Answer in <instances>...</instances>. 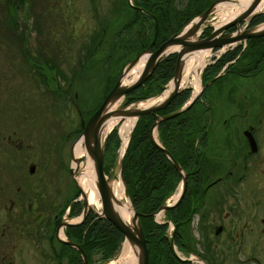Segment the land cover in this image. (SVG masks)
<instances>
[{
    "label": "flooded vegetation",
    "instance_id": "flooded-vegetation-1",
    "mask_svg": "<svg viewBox=\"0 0 264 264\" xmlns=\"http://www.w3.org/2000/svg\"><path fill=\"white\" fill-rule=\"evenodd\" d=\"M82 1H85V11L94 10L92 0ZM213 1L137 0L135 6L138 20L134 25L136 36L130 46L123 44L121 49L126 51V48L136 47L138 51H135L138 53L146 48L153 35L154 21L156 35L150 50L155 49L173 32L186 26L193 16L207 9ZM75 2L77 1L60 0L59 7L62 8L63 4L71 6ZM214 8L215 6L210 8L209 16L199 25L198 30L201 31L197 39L207 37L216 28H221L217 34L220 37L240 33V30L250 34L263 30L259 25L264 23V9L251 11L242 21L231 23L238 12L219 26H213L209 20ZM125 11L127 12V7ZM78 15L81 17L80 22L92 30L83 32L82 45L74 49H79L82 53L76 57L78 68L75 77L79 80L83 72L91 71L95 65V45L91 44L90 38L96 29L94 22L90 20L94 16L87 19L89 22H84L83 13ZM103 19L105 28L113 26L111 17L104 16ZM69 24L72 25V22ZM122 26L124 28L125 23ZM72 28L73 30H66L64 27L63 30L73 36L75 29ZM210 52L214 57L203 66L199 88L193 92L192 101L186 108L190 120L200 111L198 116L202 123L196 125L189 122L183 126L175 123L173 127L175 136H171L169 153L184 174L185 184L180 200L167 209L168 218L165 223L175 225L173 247L189 253L192 250L184 242L196 241L202 264H228L226 258H231L232 264H264V33L211 47ZM172 54L176 59V52L168 55ZM225 57H228V60L222 63L216 72H205L217 60ZM92 75L88 76L87 73L88 77ZM183 89L188 90V99L192 94L191 89L189 86H184L181 90ZM219 95L223 100V116L216 122L212 119V111L220 104L211 99ZM199 103L204 104L207 109L203 110ZM224 113L227 116L229 114V117L224 116ZM82 122L83 116L80 125ZM179 128H186L188 135L186 136L185 132L177 133L176 129ZM157 136L155 131V137L159 140L160 137ZM177 137L185 139L183 147L176 142ZM5 159L9 160L8 155ZM173 169L179 175L176 176L177 180L168 197L174 192L179 193L182 188L180 172L174 167ZM69 195L65 215H69L72 203L80 202L76 188ZM56 202L53 198L47 199L39 188L33 190L26 176L21 177L18 183L15 182V175L3 180L0 178V264H83L78 250L59 239L77 243L86 256L87 264H93L91 256L94 249L89 248L86 255L80 245L81 241L78 243L75 240L69 228L82 225L83 235L86 230L84 220L92 214V222L96 217L94 211L88 209L80 224L61 227V230L64 228L61 238L57 229L63 220ZM47 204L54 206L55 210L49 218L44 217L48 222L38 221V224L32 226V219L47 208ZM34 208L36 211L32 213ZM174 253L176 254L175 250ZM75 255L77 260L73 259ZM173 256L176 257L174 254Z\"/></svg>",
    "mask_w": 264,
    "mask_h": 264
},
{
    "label": "rangeland",
    "instance_id": "rangeland-1",
    "mask_svg": "<svg viewBox=\"0 0 264 264\" xmlns=\"http://www.w3.org/2000/svg\"><path fill=\"white\" fill-rule=\"evenodd\" d=\"M76 1L71 6L63 4L60 8V0H0V178L3 180L6 177L15 175V182L18 183L21 177L26 176L30 180L31 188L33 190L39 188L47 199L57 200V204H55L60 210L65 204V200L70 198V192L76 188L68 172V167L70 165L72 144L78 139V134L81 131V117L83 116V119H86L88 113L100 102L104 88L113 85L124 65L136 58L138 54H144L143 51L146 49H141L138 53H136L138 51L136 47L135 49L126 48V51L121 49L123 44L130 46L132 39L136 36L135 26L130 29L126 27L127 20L131 17L130 12L125 11L126 0H92L91 5L94 9L92 12L84 10L85 1ZM130 2L132 3V0ZM120 11H125V13ZM80 12L83 13L82 16L85 18H83L84 22H89L87 19L94 16L90 20L92 23L94 22L96 30L90 40L91 44H96H94L95 65L92 66L91 71L87 72L88 76L89 74L93 75L88 77L87 73L83 72V76L81 75L78 80V77H75L78 68L76 57L82 55V53L79 49L77 51L74 49L82 45L83 32L86 30L92 31L91 28H86L80 22L81 17L78 15ZM104 16L113 19L111 20L113 22L112 27L105 28L103 25ZM70 22H72V25L69 24ZM262 25L260 24L259 27ZM64 27L66 30H73L72 27H74L75 35H68V32L63 30ZM198 35L199 33L195 32L192 36L197 39ZM109 37L111 38L109 39ZM71 39H73L72 42ZM236 41H241V39ZM211 54L210 52V56L206 58L200 69L199 79L203 66L214 57ZM91 62H93V58ZM168 83L169 81L161 86L163 90L166 89ZM181 86H189L192 94L172 112L189 104L192 100V87L189 84L185 85V83ZM150 97L146 96L128 104L124 103L123 97H119L117 100L115 99L117 101L115 110L127 109L128 106ZM211 101L220 104L212 111V119L219 122L223 116L221 113L223 100L219 95L213 97ZM199 105L203 110L207 109L204 104L199 103ZM172 112L155 113L157 116L154 115V120ZM200 114L201 112L197 111L190 123L201 124V118L198 116ZM224 116H227V114L224 113ZM128 117L130 116L119 117V123L116 122L111 126L115 129L117 138L120 137L121 124ZM227 117H229V114ZM152 122L148 127V137ZM208 122H210L209 119ZM159 123L157 122V125ZM174 124L175 122L170 125V128L173 129ZM157 125L152 128V130L154 129L153 137L156 131L159 138L160 128ZM191 129L193 131V126H191ZM185 135H188L187 132H185ZM157 142L162 146L159 140ZM117 150H119V147L114 151V157L107 159L108 171H103V173L107 178V183L114 180L121 181L124 192L126 189L125 182L123 183L120 176L122 163L121 161L118 162L124 154L120 155L122 152ZM7 155L9 160L5 159ZM78 158L80 161L82 160L80 157ZM133 160L128 162L127 165L130 174V176H127V181L132 179L131 186L134 188L137 183L136 179L139 176V169H136L137 166L131 163ZM30 164H34L32 173L27 172ZM132 166H134L133 170L131 169ZM24 184L25 182L22 183V186ZM175 193L168 198L169 201L167 202L172 201ZM125 196L131 203L129 196ZM97 200L99 201L98 196ZM53 208L54 206L47 204V208H44L35 219H32V226L39 222H48L44 217L48 216L49 218L52 211H55ZM97 208H94L93 211L98 212L100 209ZM35 211L36 208L33 209L32 213ZM66 211L67 208L61 213L63 221L70 222L76 218V216L69 217V215H65ZM166 218V213L160 212L153 217V221L156 220L157 223L166 225L163 230H156L155 233L163 231L161 235L167 237L169 245L171 225L166 224L165 221L161 223ZM63 230L64 228H62ZM60 237L63 238V235ZM123 238L122 235V239L110 256L106 257L102 252L93 251L92 263L108 264L110 260L115 259L122 250ZM150 240L146 248V264L148 262L150 264L161 263L160 258H157L159 250L151 237ZM195 242L192 240L184 242L192 250L189 253L185 250H179L175 246L173 247L181 261L182 259H188L187 264H202L201 253ZM73 259L77 260V256L75 255ZM225 261L232 264L231 258H226Z\"/></svg>",
    "mask_w": 264,
    "mask_h": 264
},
{
    "label": "trees",
    "instance_id": "trees-1",
    "mask_svg": "<svg viewBox=\"0 0 264 264\" xmlns=\"http://www.w3.org/2000/svg\"><path fill=\"white\" fill-rule=\"evenodd\" d=\"M133 4L136 5L137 0H133ZM126 7L131 15L127 20L126 27L130 28L134 26L138 20V11L128 5ZM186 19H188V17ZM226 60H228V57L220 58L210 69H206L205 72H216ZM174 61L175 57L173 54L164 57L154 67L152 73L144 83L137 88L130 90L126 95L131 98V101H136L146 96L159 93L162 89L161 86L172 76ZM108 88L105 89V92ZM187 95V89L181 90L171 99L165 108L157 110L156 113L161 114L174 111L185 101ZM94 109L95 107L91 111ZM188 114V110L185 109L176 116L161 121L158 124V127L160 128L159 141L168 152L171 145L169 138L175 136L170 125L174 122L176 124H181L182 126L185 123H189L191 120L189 119ZM202 117L203 120H205V115ZM153 120L154 114L151 113L138 117L131 131L126 152L121 160L122 166L120 176L123 179V183L125 182L127 195L130 198L134 210L140 215L139 221L146 239V248L147 244L151 241V237L153 239L152 241L155 242L154 244H156V248L159 250L157 258H160L161 263L158 262L156 264H187L185 261L178 260L173 256L167 242V237L161 235L163 231L161 233H155L156 230H163L166 225L153 221V213L159 209L165 199L169 196L173 184L177 180L176 176L179 174L178 172H175L172 163L152 144L148 137V127ZM186 130V128H179L176 129V132L183 133ZM178 136L182 135L178 134ZM184 141L185 139L183 137L176 138V142L182 147L184 146ZM118 145L119 138L116 136L115 129L112 128L106 135L103 146L102 169L104 172L108 171V166H106L107 159L114 157V151L117 149ZM127 157L128 160L126 161ZM134 158L135 160H133ZM131 160H133L131 163L137 166L135 168L139 169V176L138 179H136L137 183L134 188L131 186L132 179L127 181V176H130L127 165ZM131 169L133 170L134 166H132ZM75 195L76 193L74 196ZM65 201L66 202L60 211H63L64 207L67 205V200ZM80 209V202L72 203L68 214L76 215ZM164 213H166L168 218V210H165ZM92 216V214H89L84 220L83 225L86 230L83 235L81 234L82 225L68 227L69 231L72 232L73 237L78 243L81 241L80 245L84 248L86 255H88V250L91 248L96 252H102L106 257L110 256L122 239V234L104 218L95 217V219L90 222ZM148 264L150 263L148 262Z\"/></svg>",
    "mask_w": 264,
    "mask_h": 264
},
{
    "label": "water",
    "instance_id": "water-1",
    "mask_svg": "<svg viewBox=\"0 0 264 264\" xmlns=\"http://www.w3.org/2000/svg\"><path fill=\"white\" fill-rule=\"evenodd\" d=\"M228 2L232 0H214L210 6L202 11L200 14L196 15L195 17L192 18V20L186 24L183 28L178 30L177 32H173L165 41L160 43L158 47L152 51H150V47L152 42L154 41V37L156 35V24L155 21L153 23V35L146 46V49L143 51L146 54V59L143 64L142 69L138 73V75L128 84H121V76L124 73V71L128 70L130 67H132L135 62L137 61L139 55L138 54L136 58L130 60L128 63L124 65L122 68L117 80L114 82L112 87L108 90V92L104 95L102 98L101 102L99 105L95 108V110L86 118L84 122H82V130L81 133L78 136V139L80 138L83 147L86 151V153L91 157L92 160V171L94 174V184H95V191L98 195L99 198V203H100V211L95 212L97 216L103 217L107 219L109 222H111L115 228H117L123 235V240L125 243H127L131 248L135 249V253L138 257L137 264H146L147 263V249H146V244H145V239L143 236L142 228L140 225V222L138 220V213L134 210L133 206L131 205V208L133 209V217L132 220H135L137 222V227L135 229V234L131 232V229L123 222L121 218L116 215V212L113 208V205L111 203V197L109 193V189L107 186V178L105 177L103 171H102V161H103V146L105 142V137L107 134V131L100 135V128L102 127L103 121L106 118L112 117L113 115H118L119 117L123 116H133L134 117V122L131 126H134V123L136 119L140 115L144 114H149V113H155L156 110L162 109L165 107L171 98L176 95V93L180 90L179 89V64H180V59L183 54L187 52H192L196 50H201L205 48H211L215 46H219L222 44L230 43L232 41H236L242 38L250 37V36H258L264 33V24H263V30L260 32H256L254 34H250L247 31H242L240 33H235L233 35L227 36V37H220L217 34L221 31V28H216L214 31H212L207 37L203 39H196V38H190L192 37L193 34L198 30L199 25L204 23L206 18L209 16L210 13V8L219 3L222 2ZM261 0H248V3L242 8L241 12L236 14L232 18V22H240L242 21L246 15L253 11L257 4ZM226 27V26H225ZM224 27V28H225ZM201 29L198 30V33H200ZM177 46L178 48L175 50H168L169 47L171 46ZM176 51V60L174 64V70H173V76L171 77L170 80H173V86L170 88V90L164 95V97L161 99L160 102L153 106L141 108V109H117L114 111H107L106 106L108 103L111 101L122 97L124 94H126L128 91L131 89L136 88L140 84L144 82V80L151 74L152 70L154 69V66L166 55H168L170 52ZM130 100L129 97H126L124 99V103H127ZM192 101V100H191ZM190 104V103H189ZM180 107L178 110L175 112L165 114L161 117H157L156 120H154L151 124V127L153 128L155 125H157V122L169 119L178 113L182 112L184 109L188 107V105ZM150 128L149 130V139L153 143V145L158 148L164 155L165 157L172 163L173 167L180 172L181 175V190L175 200L170 203V204H162L159 208V211H164L168 208H170L172 205L177 203L183 193L184 190V184H185V176L181 172L179 165L176 163V161L171 157V155L168 153L166 149H164L153 137V130ZM73 145V144H72ZM80 161L79 158H73L72 156V151H71V156H70V165L68 167L69 174L79 192V199L81 200L82 203V209L80 213V217L78 221L74 223H69V222H61L60 225H77L80 224L87 212V209L89 206H87L86 202V196L83 190L78 186L74 179V172L75 170L72 167V162H75L78 164ZM120 163V160L118 161ZM34 170V165L30 164L28 166V171L31 173ZM124 193L126 195V191L124 190ZM156 212V213H157ZM155 213V214H156ZM155 216V215H154ZM170 223V222H168ZM171 225L172 231L170 233L169 237V246L170 249L172 250L173 254L177 257V255L174 253V248H173V243H172V236H173V230L175 225ZM59 228V226H58ZM58 230V229H57ZM61 242L71 246L75 247L81 257L82 263L87 264L85 254L82 251V249L78 246L77 243H72L68 240H63L59 239ZM180 259V258H178ZM186 260V259H182Z\"/></svg>",
    "mask_w": 264,
    "mask_h": 264
},
{
    "label": "bare ground",
    "instance_id": "bare-ground-1",
    "mask_svg": "<svg viewBox=\"0 0 264 264\" xmlns=\"http://www.w3.org/2000/svg\"><path fill=\"white\" fill-rule=\"evenodd\" d=\"M248 3V0H232L230 2H222L215 6L212 13V17L209 23L213 26H219L224 23L226 19L240 12L242 8ZM264 9V0H262L253 11H260ZM207 22V21H206ZM206 25V24H204ZM192 36L190 38H194ZM178 47L173 45L168 50H174ZM208 49H201L196 51H190L182 55L179 64V86L183 83L190 85L193 92H196L199 88V72L202 65L205 63L206 58L209 55ZM146 59V54H141L135 64L128 70L124 71L121 76V84L130 83L140 72ZM208 60V59H207ZM201 82V81H200ZM174 81L170 80L166 89L159 95L147 98L134 105L128 106V109H141L147 106H152L161 101L164 95L172 88ZM117 100V99H116ZM113 100L107 104V111H114L117 106V101ZM121 101V100H120ZM118 115L106 118L103 121L102 127L100 128V135L105 133L111 128L113 124L118 122ZM126 118V117H125ZM134 121V117H128L120 126V148H124L126 141L129 136V129ZM119 123V122H118ZM72 156L73 158L80 157L82 160L76 164L72 162V167L75 170L74 179L78 186L83 190L86 196L87 206L99 209V201L97 200V193L95 191L94 174L92 171V160L91 157L86 153L82 146L81 139H77L72 145ZM121 155V154H120ZM119 173V172H117ZM119 178V177H118ZM113 180V179H112ZM111 203L119 218L131 229V232L135 234L137 222L132 220L133 209L128 198L123 192V185L121 181L114 180L111 183H107ZM169 201V200H168ZM93 208V209H94ZM96 209V210H97ZM159 215V214H158ZM158 218V217H157ZM78 217L74 218L70 222L78 221ZM59 236H62V230L58 231ZM138 257L135 253V249L131 248L127 243H123L122 250L118 253L115 259L110 260L108 264H137Z\"/></svg>",
    "mask_w": 264,
    "mask_h": 264
}]
</instances>
